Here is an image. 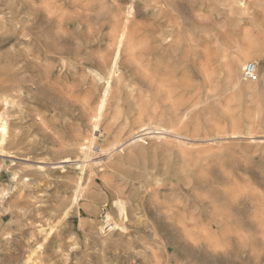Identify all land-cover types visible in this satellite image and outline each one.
<instances>
[{"label":"rangeland","instance_id":"obj_1","mask_svg":"<svg viewBox=\"0 0 264 264\" xmlns=\"http://www.w3.org/2000/svg\"><path fill=\"white\" fill-rule=\"evenodd\" d=\"M0 264H264V0H0Z\"/></svg>","mask_w":264,"mask_h":264},{"label":"built area","instance_id":"obj_2","mask_svg":"<svg viewBox=\"0 0 264 264\" xmlns=\"http://www.w3.org/2000/svg\"><path fill=\"white\" fill-rule=\"evenodd\" d=\"M255 64L247 63L242 70V77L244 80L250 81L254 79L255 76Z\"/></svg>","mask_w":264,"mask_h":264},{"label":"bare ground","instance_id":"obj_3","mask_svg":"<svg viewBox=\"0 0 264 264\" xmlns=\"http://www.w3.org/2000/svg\"><path fill=\"white\" fill-rule=\"evenodd\" d=\"M123 29H124V27H123ZM124 35H125V34H124ZM123 39H124V38H123ZM121 41H122V37L120 38V42H121ZM121 44H122V43H121ZM120 46H121V45H120ZM255 67H256V66H255ZM256 74H257V73H256V70H255V76H254V79L257 77ZM250 81H252V80H250ZM1 128H2V127H1ZM161 130H162V129H161ZM168 134H170V133H168ZM251 138H252V137H251ZM251 140H252V139H251ZM181 141H182V140H181ZM182 142H183V141H182ZM127 143H128V142H127ZM124 144H125V143H124ZM81 150H83V151L85 152V148L82 147ZM86 153H87V152H86ZM85 155H86V154H85ZM81 186H82V185H81ZM79 191H80V190H79ZM75 194H76V192H75ZM75 194H74V195H75ZM74 195H73V196H74ZM76 195H77V194H76ZM79 195H80V194H79ZM83 196H84V194H83ZM80 197H81V196H80ZM73 198H74V197H73ZM81 198H82V197H81ZM78 199H79V197H78ZM72 203H73V202H72ZM76 203H77V201H76ZM75 205H76V204H75ZM77 206H78V205H77ZM105 212H106V211H105ZM120 213H122V212L120 211ZM106 214H107V213H106ZM122 214H123V213H122ZM107 217H110V216H107ZM122 217H123V216H122ZM112 218H113V217H112ZM110 220H111V219H110ZM113 221H114V220H113ZM113 221H112V222H113ZM105 223H106V222H105ZM111 224H113V223H111ZM110 226H111V225H109V227H110ZM109 231H111V229H110Z\"/></svg>","mask_w":264,"mask_h":264}]
</instances>
